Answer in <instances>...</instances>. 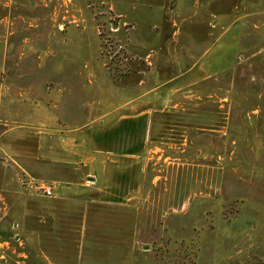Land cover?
Listing matches in <instances>:
<instances>
[{"label":"rangeland","instance_id":"1","mask_svg":"<svg viewBox=\"0 0 264 264\" xmlns=\"http://www.w3.org/2000/svg\"><path fill=\"white\" fill-rule=\"evenodd\" d=\"M0 264H264V0H0Z\"/></svg>","mask_w":264,"mask_h":264},{"label":"crops","instance_id":"2","mask_svg":"<svg viewBox=\"0 0 264 264\" xmlns=\"http://www.w3.org/2000/svg\"><path fill=\"white\" fill-rule=\"evenodd\" d=\"M223 41V40H222ZM218 46V44H217ZM216 45H213L211 48H209L201 57V59L198 60V64L190 71L191 73H189V79L192 78V81H200L203 80L204 78H206L207 76H204V72H205V63L208 61V59H210L212 57L213 51L216 49ZM54 113L56 114L57 117L61 116L60 110L58 108V106L54 107ZM122 118H127V117H122ZM129 120V119H128ZM86 125H88L87 127H85ZM89 124H84L83 127L85 128H89ZM82 127V128H83ZM81 128L75 129V130H71V132H75L76 134H78V130H80ZM75 136V135H74ZM54 189V188H53Z\"/></svg>","mask_w":264,"mask_h":264},{"label":"built area","instance_id":"3","mask_svg":"<svg viewBox=\"0 0 264 264\" xmlns=\"http://www.w3.org/2000/svg\"><path fill=\"white\" fill-rule=\"evenodd\" d=\"M43 195H44L45 197H52V196H53V193H52V191H51V188H45V189L43 190Z\"/></svg>","mask_w":264,"mask_h":264}]
</instances>
